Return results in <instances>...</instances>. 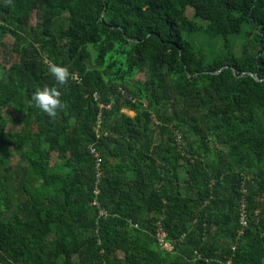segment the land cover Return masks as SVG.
Returning a JSON list of instances; mask_svg holds the SVG:
<instances>
[{"label": "trees", "instance_id": "1", "mask_svg": "<svg viewBox=\"0 0 264 264\" xmlns=\"http://www.w3.org/2000/svg\"><path fill=\"white\" fill-rule=\"evenodd\" d=\"M0 264H264V0H0Z\"/></svg>", "mask_w": 264, "mask_h": 264}, {"label": "clouds", "instance_id": "2", "mask_svg": "<svg viewBox=\"0 0 264 264\" xmlns=\"http://www.w3.org/2000/svg\"><path fill=\"white\" fill-rule=\"evenodd\" d=\"M48 71L55 83L61 86L66 84L70 78V72L66 66L51 64ZM60 105L59 92L55 87H44L35 90L30 100V106L39 109L49 117L56 115Z\"/></svg>", "mask_w": 264, "mask_h": 264}, {"label": "rangeland", "instance_id": "3", "mask_svg": "<svg viewBox=\"0 0 264 264\" xmlns=\"http://www.w3.org/2000/svg\"><path fill=\"white\" fill-rule=\"evenodd\" d=\"M185 15H186V17H188V18H191V16H192V11L190 10V9H186V11H185ZM235 39V40H234ZM237 41V42H236ZM244 41V38H243V36H236V37H233V38H231L230 39V42H231V51L235 54V52H236V48H237V46H238V49H240L239 47H240V45L242 44V42ZM236 47V48H235ZM236 55V54H235ZM138 79H142V76H138ZM124 112H126V111H124ZM128 115H130V116H132L133 114L132 113H130V112H126ZM14 163V162H13Z\"/></svg>", "mask_w": 264, "mask_h": 264}, {"label": "built area", "instance_id": "4", "mask_svg": "<svg viewBox=\"0 0 264 264\" xmlns=\"http://www.w3.org/2000/svg\"><path fill=\"white\" fill-rule=\"evenodd\" d=\"M91 153H92L95 157H97V154L95 153L94 149H91ZM98 162H99V161H98ZM164 246H166V245H164Z\"/></svg>", "mask_w": 264, "mask_h": 264}]
</instances>
